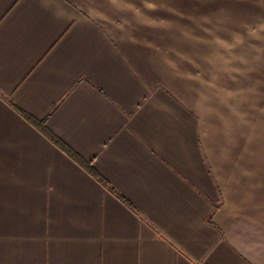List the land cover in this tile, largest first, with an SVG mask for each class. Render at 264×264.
I'll return each mask as SVG.
<instances>
[{"label":"crops","instance_id":"0c3cea01","mask_svg":"<svg viewBox=\"0 0 264 264\" xmlns=\"http://www.w3.org/2000/svg\"><path fill=\"white\" fill-rule=\"evenodd\" d=\"M0 264H264V0H0Z\"/></svg>","mask_w":264,"mask_h":264},{"label":"trees","instance_id":"16d2710c","mask_svg":"<svg viewBox=\"0 0 264 264\" xmlns=\"http://www.w3.org/2000/svg\"><path fill=\"white\" fill-rule=\"evenodd\" d=\"M29 118V117H28ZM32 122H34V123H37V121H35V120H33L32 118H29ZM43 131L47 134V135H49V136H51V134L47 131V129L45 128V127H43ZM51 137H53V136H51Z\"/></svg>","mask_w":264,"mask_h":264},{"label":"rangeland","instance_id":"374dc122","mask_svg":"<svg viewBox=\"0 0 264 264\" xmlns=\"http://www.w3.org/2000/svg\"><path fill=\"white\" fill-rule=\"evenodd\" d=\"M262 1V0H261Z\"/></svg>","mask_w":264,"mask_h":264}]
</instances>
